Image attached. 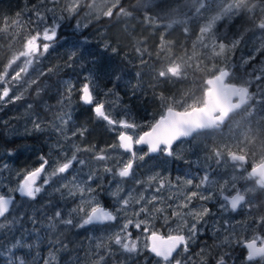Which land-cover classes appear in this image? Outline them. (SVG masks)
<instances>
[{"label": "snow or ice", "instance_id": "6c2138e0", "mask_svg": "<svg viewBox=\"0 0 264 264\" xmlns=\"http://www.w3.org/2000/svg\"><path fill=\"white\" fill-rule=\"evenodd\" d=\"M41 3H45V0H41ZM47 3L53 6L47 8V11L53 14L52 23H44L42 28L38 27L26 35L22 41L21 49L10 56L3 66V70L0 71V105L20 101L23 98V93H14L13 89L18 88L22 83L28 87L39 84L37 78L28 76L29 68L34 63H39L50 49H54L59 43L61 22L66 18L77 16L81 12L86 16L92 15L93 12L85 9H94L97 0H87V3L85 0H63L59 14L56 12V6L61 4V0H47ZM137 3L146 6L147 0H137ZM187 3L189 11L194 16L205 17V22L199 28L197 41L192 44L190 54L185 49L183 55L173 58L170 42L165 41L164 36L161 35L155 55L157 59H161L163 52L165 54L163 59L168 63H162L154 71L157 80L165 81L173 78L176 80L187 79V68L204 72L200 94L189 96L188 93H184L179 99H173L165 97L161 93L163 113L159 119L148 125V130L137 131L141 126L136 122L114 118L105 110V103L98 100L95 95L94 81L97 77L93 74L92 69H89V74L84 77V81L78 89L80 100L84 104L92 106L95 115L111 126V130L116 133L117 143L100 149H97L94 144L82 146L75 142L74 138L77 135L83 138L88 129L84 126L75 127L69 135L67 126L72 119L71 113L57 114L56 120L51 122L49 127L55 128L58 133L62 134L65 141L73 140L71 152H63L61 158L54 160L51 166H49V159L41 155L38 166L26 170L21 175L16 187L9 189L7 194H0V230H7L8 234H11L14 229L19 231L17 226L22 225L25 218L26 214L23 213L22 208L16 210L13 193H19L29 201H37L38 196L45 191L49 184L53 183L54 178L59 177V180H56L53 185L54 190L61 193L62 197L79 196L80 200L77 206L67 214L59 207L52 206L50 212L44 215L43 226L47 231L43 237L36 227L41 223L40 217L29 216L33 227L28 235L35 233V240L30 242L23 235L19 239L13 235L10 247L6 248L7 264H35L34 260H29L28 254L33 249H37L35 255L39 256V243L43 239H47L48 243L53 246V251L48 253V258L43 259L42 264H59L56 253L68 247L67 243L61 239L67 228L107 225L109 222L115 223L118 216L122 218L119 231L113 232L107 237V240L95 244L97 251L93 253L95 259L91 260V264H112V260L109 259L113 258L114 260L112 244L118 245L122 252L128 254L140 253L147 249L158 258V264H207V258L211 253L206 248L200 249L195 254L198 257L196 261L186 254L190 253V242H195L202 228L209 224V219L206 218L217 215L207 204L203 203L212 202L214 197H219L221 201L218 215L223 220L222 223L221 219L214 220L211 225L214 236L217 232L222 235V239H220L222 251L213 258L214 264H237L235 247L244 250L241 257L243 264H264V125H258L256 129H253L249 126L250 120H246L242 125L241 121L236 119L237 116L252 117L258 109L260 112H264V66H254L250 73L245 74L242 82L235 83L229 79L232 74L226 65L218 67L216 63H212L211 66L205 64L201 68L204 61L200 59L201 53L197 49V45L201 49L210 48L211 56L223 58V61L226 62L232 51L245 39V35L252 32L253 38L259 41L256 51L264 52V0H187ZM214 6L217 10L214 14L209 15L208 13ZM114 11L117 17L130 18L133 16V10L122 6L121 0H112L106 10L98 7L95 9V18H112ZM35 17L37 21L46 20L40 10L35 12ZM237 17L242 19L246 17L250 21L249 26L243 32L238 33L230 43L218 42V38L213 32L217 22L224 19L232 21ZM145 19L149 23L155 22L151 17ZM183 22L178 18L171 19L168 27ZM20 24L19 20L5 21L3 29L0 30L6 31L8 28H12L15 34L16 27ZM75 27L80 29L87 25L82 26L77 22ZM184 32L187 34V27ZM104 46L105 48L109 47L107 42ZM112 51L115 52L116 49L112 48ZM135 51L142 65L148 63V60L145 59L146 53L149 58L153 55L147 47H142V42L136 44ZM89 54L87 40L80 42L78 39L73 43L72 51L67 56L68 66H72V61L79 63ZM255 59V55H250L245 63ZM18 61L20 64L10 74L9 70ZM194 61L195 64H193ZM53 71L54 68L50 67L47 73ZM47 73L41 71L39 75L44 76ZM26 77L27 79H25ZM115 78L119 79L118 76ZM253 85L256 89L254 92L250 91ZM73 88L74 85L68 82L65 99L69 102ZM41 90L40 88L36 89L37 95ZM252 101L255 103H250ZM176 104L180 105V109L174 106ZM241 109H243L242 112ZM32 123L36 131L44 130L42 122L39 120H33ZM225 128L229 133L228 142L211 149V154L205 160V171L199 175L198 180L195 177L186 176L181 181L177 177V185H179L177 188V185H173L168 177H161L159 173L149 176L146 181L136 177L137 161H144L147 156L153 154H156V158L159 156L179 158V154L174 151V145L179 148L180 144L189 139H196L201 135H214L222 132ZM118 129L119 131H117ZM237 130L239 131L237 132ZM257 140H259L258 144ZM139 146H145L146 150L139 151ZM112 149H116L117 153L113 154ZM120 150L127 156L124 157ZM80 153H91V156H80L78 155ZM258 153L260 154L258 155ZM7 154L13 155L12 152ZM250 155L252 164L249 170L243 166L248 164ZM207 160H215L217 165L222 162L225 165L233 162L234 170L241 174L232 175L230 179H218L219 172L213 169L211 164H207ZM91 161L102 163L93 165ZM110 161L113 163L110 164ZM2 167L7 168L8 165L4 164ZM98 172L108 174L111 180L116 181L114 190L109 192V195L115 200L114 209L106 208L93 195L97 191L93 181L96 182V185H100L103 181V176H98ZM213 172H216L215 176H213ZM128 180H132L137 186L143 184L145 187L140 191L132 188L126 195L121 196L123 182ZM241 180L253 181V184L244 188L238 187ZM166 185L169 191L177 188L178 192H183L184 186L190 187L192 190L183 192L182 197L178 196V202L175 205H165L164 198L155 193H161ZM149 188L153 189V194L146 197L145 192ZM172 198L171 195L167 197L169 200ZM157 201H160L163 206H157ZM194 201L200 202L198 207L193 205ZM137 205L139 208H136ZM149 205L152 206L151 210ZM28 207H32V205L29 204ZM168 207L172 208L171 217L166 212ZM242 207L248 210L252 223L242 225L241 233L237 235L236 225L232 224L230 219L223 218V213H235ZM253 209L257 211H253ZM157 213L162 214L159 218L164 221L165 225L171 224L172 219L176 220L175 225L169 228L167 234H162L152 227V223L158 218ZM141 214H144V218H141ZM58 228L59 231H57ZM130 228L148 233L145 237L147 243L141 245L139 238H133ZM245 231L250 232L251 235L245 236ZM217 238L219 239V237ZM22 250L25 254H18Z\"/></svg>", "mask_w": 264, "mask_h": 264}, {"label": "rangeland", "instance_id": "374dc122", "mask_svg": "<svg viewBox=\"0 0 264 264\" xmlns=\"http://www.w3.org/2000/svg\"><path fill=\"white\" fill-rule=\"evenodd\" d=\"M111 2L112 0H97L94 9H85L86 11L93 12L92 15L86 16L81 12L77 16L66 18L62 21L59 29V43L54 49H50L49 53L39 63H34L28 70V76L37 78L39 84L28 87L22 83L18 88L13 89V92H22L23 98L15 103L0 105V194H7L9 189L16 187L21 179V175L26 170L38 166L41 155L49 159V166H51L54 160L61 158L63 152H71L73 140L65 141L62 134L58 133L55 128L49 127V124L56 120L58 113H71L72 119L67 126L69 135H71L75 127L84 126L88 129L83 138L79 135L74 138L75 142L80 143L82 146L94 144L97 149H100L117 143L116 133L111 130V126L95 115L93 107L85 106L80 100L78 89L81 87L84 77L89 74V69H92L93 74L97 77L94 81L96 85L95 95L98 100L105 103V110L114 118L136 122L141 126L137 131L148 130V125L154 123L163 113L164 109L160 99L161 93L165 97H172L173 99H179L184 93H188L189 96L200 94L205 73L195 71L194 68L186 69L188 73L187 79L157 80L154 70L159 68L162 63H168V61L163 59L165 55L163 52L161 53V59H157L155 50L160 43L161 35H163L165 41L170 42L171 56L173 58L183 55L185 49L190 54L192 44L197 41L199 28L205 22V17L192 15L186 19V22H183L184 29L185 27L188 28L187 34L184 32L185 36L179 35L172 26L168 27L164 23H158L157 21L149 23L145 19L146 17L137 19L133 15L130 18H115L113 14L112 18L101 17L100 19H96L95 9L98 7L99 9L106 10ZM85 3H87V0H85ZM62 5L63 0H61L59 6H56L57 14L60 13ZM49 7L53 6L48 4L47 0L43 4L41 0L0 1V29H3L5 21L12 22L19 20L21 22L16 27L15 34L12 28H8L6 31L0 30V71L3 70V66L7 63L10 56L21 49L22 41L26 35L38 27L42 28L44 23H52L53 14L47 11ZM37 10H40L45 15V21H37L35 17ZM216 10L214 6L208 14H214ZM105 20L108 24H103ZM234 20L227 21L224 19L218 21L213 32L217 37H222L227 30L225 25L232 24ZM77 22L82 26L86 24L87 27L77 29L75 27ZM139 24H142L141 27H138ZM78 39L80 42L87 40L88 52L90 54L79 63L72 61V66L69 67L67 56L72 51L73 43ZM106 42L109 45L108 48L104 46ZM138 42H142V47H147L148 51L153 53L151 58L148 57L147 53L145 54V59L148 60L147 64L142 65L140 58L136 54L135 46ZM258 43L259 41L253 38L252 32L246 34L245 39L232 51L226 62L223 61V58L211 56L210 48L201 49L197 45V49L201 53L200 59L204 61V64H201V68L205 64L211 66L212 63H216L218 67L226 65L232 74L229 79L235 83L242 82L245 74L250 73L254 66H264V52L258 53L256 51ZM112 48H115L116 51L113 52ZM250 55H255L256 59L245 63ZM19 64L20 61L13 65L9 73L11 74L12 70L17 68ZM193 64H195V61ZM50 67L54 68V71L47 73ZM41 71L46 72L47 75L40 76L39 73ZM137 73H139V76H137ZM208 74L210 75L211 73ZM116 76L119 79H116ZM68 82L74 85L70 102L65 99ZM37 88L42 89L39 95L36 93ZM250 89L254 92L256 90L255 85ZM251 103H255V101ZM29 105L31 107H28ZM174 106L180 109V105L176 104ZM236 119L240 120L242 125L246 120H250L249 126L256 129L258 125H264V112H260L258 109L257 113H254L252 117L242 118L237 116ZM33 120L42 122L44 130L36 131L33 127ZM56 123H59V121H56ZM228 139L229 133L227 128H225L222 132L214 135H201L190 143H183L175 150L179 154V158H164L157 162L146 161L147 156L144 161H137L136 177L146 181L149 176L159 173L161 177H168L173 185H177V177L183 181L188 176L182 170V167L185 166V172L191 169L189 176L195 177L198 180L199 174L203 172L201 165H205L206 157L211 154V149L228 142ZM258 143L259 140H257ZM111 151L113 154L117 153L116 149H112ZM8 152H12L13 155L9 156ZM120 152L124 157L127 156V154L122 153V150ZM78 155L90 157L91 153H80ZM249 159L252 162L251 155ZM91 163L98 165L102 162L91 161ZM109 163L111 164L113 161ZM4 164H7L8 167L3 168L2 165ZM190 164L195 168L192 169ZM209 164L213 167V164H216L215 160H210ZM228 164L232 166L233 162H229ZM217 166H222L223 168V162ZM198 169L201 170L199 174ZM97 175L103 176V181L100 185H96V182L93 181L94 186L97 187V191L93 195L96 196L101 204L105 203V200L108 199L111 209H114L115 200L109 195V192L110 190H114L116 181L111 180L108 174L102 172H98ZM56 180H59V177L54 178L53 183L49 184L38 198L51 199L54 206L59 207L67 214L72 208L77 206L80 197H62L61 193L54 190L53 185ZM122 187L121 196H124L130 189L136 188L137 191H140L145 185L137 186L132 180H128L123 182ZM178 187L179 185H177ZM177 188L169 191L166 185V188L161 193L155 194L162 196L164 201H167L169 205H175L178 202V196L182 197L183 192L191 191V188L187 186H184L183 192H178ZM64 191L66 193V190ZM151 194H153V189L149 188L145 192V196L147 197ZM13 195L17 197L18 193H13ZM169 195L173 197L170 200L167 199ZM214 201L215 197L212 203ZM156 203L157 206L160 205V201ZM29 204L32 207H28ZM206 204L212 210L213 208H215L214 210L218 208L216 201L213 203L215 205ZM193 205H196L195 201ZM151 207L149 205L150 210ZM21 208L26 215L22 225L17 226L20 230L14 229L11 234H8L7 230H0V264H7L6 248L10 247L13 235L17 239L23 235L30 242L35 240V233L28 235L33 227L29 216L35 215L40 217L41 223L36 225V227L39 229L41 237L46 234L47 230L43 226L44 215L49 212H38L34 201H29L27 198L17 200L16 210L18 211ZM136 208H139V205ZM253 211L257 210L253 209ZM169 212H172L171 207ZM129 214L131 215V212ZM119 218V223L110 226L107 230L90 231V242L84 251L80 250L81 253L77 252L74 254V256H77L75 257L76 260H79L81 264H91V260L95 259L93 253L97 251L95 244L107 240V237L112 235L113 232L119 231V225L122 223V218L120 216ZM223 218L227 219V215ZM229 219L231 220V217ZM214 220H217L216 217H213ZM209 221L211 220L209 219ZM222 222L223 220L221 219ZM73 228L69 227L65 231L72 230ZM129 230L132 231L133 238H139L141 245L147 243L145 237L148 233L131 228ZM219 236L222 239V235ZM45 241L46 239H43L39 243V256L35 255L37 249H33L28 254L29 260H34L35 264H42L43 259L48 258V253L53 251V246L49 243L45 245ZM111 247L114 252V260L113 258H109L112 260V264H129L139 257L143 258L142 262H146L150 255L147 249H144L140 253L128 254L122 252L118 245L112 244ZM190 250L188 255L192 259H197L198 257L195 254L198 253V250L195 249V245L192 242H190ZM69 253L67 249H62L56 253L59 264L69 256ZM18 254L24 255L25 252L22 250ZM214 256L212 252V256L208 258L213 259ZM151 264H158V260L151 261Z\"/></svg>", "mask_w": 264, "mask_h": 264}, {"label": "flooded vegetation", "instance_id": "af4514ba", "mask_svg": "<svg viewBox=\"0 0 264 264\" xmlns=\"http://www.w3.org/2000/svg\"><path fill=\"white\" fill-rule=\"evenodd\" d=\"M250 91H252V90L250 89ZM85 106H88L90 108L92 107L90 105H85ZM240 111L242 112L243 109H241ZM193 140L194 139H191V140H188V141H185V142L190 143ZM185 142H183V143H185ZM178 143H180V142H178ZM182 144H180V145H182ZM173 148H174V151H175L177 146L175 145V146H173ZM139 150H144L145 151L146 147H139ZM164 158L171 159L172 157L159 156V158H156V155H154V156H148L146 161H157L158 162L159 160H163ZM209 163H210V160H208L207 164H209ZM251 164H252V162L249 159L248 164H245L243 167H245V169H249L250 170ZM230 165L229 164H226V165L223 164V168H222V166L218 167L216 164H213L212 168L216 169V171L219 172V174H220L218 179L219 178L230 179V177L232 175H240L241 174L238 171L234 170L233 165L232 166H230ZM190 166H192V165L190 164ZM201 166H202L203 171H205L204 165H201ZM193 168H195V167L192 166V169ZM185 169H186L185 166L182 167V170H184L183 173H185V174H187L189 176V171L191 169L188 168L189 171L187 170V172H185ZM208 170L211 171V169H208ZM200 171L201 170L198 169V174H199ZM215 175H216V172H213V176H215ZM252 184H253V181L241 180V181H239L238 187L244 188V187H247V186H251ZM226 194H227V189H226ZM215 201H216V204L218 205V208L216 210H214L215 208H213V213L217 214V215H213V217L214 218L216 217V219H220L221 217L218 214L220 212L219 205H220L221 201H220L219 197H215ZM215 201L213 203H215ZM195 202H196V205H194V206L198 207L200 202H198V201H195ZM203 203H205V204L208 203V205H210V204L215 205L212 202H203ZM103 205L106 208L111 210V205H110L108 199L105 200V203L103 202ZM165 205H169L167 201H165ZM161 206H163V205H161ZM169 210H170V207H168L166 209V212L168 213L169 217H171V213L172 212H169ZM156 215H157L158 218L154 221L153 228L155 230L160 231L162 234H167L169 228H171L172 226L175 225L176 220L172 219L171 224L165 225L164 221L161 218H159L162 214L157 213ZM225 215H227V219H229L231 217V223L236 225L237 235H239L241 233L242 225H246V224L252 223V221L250 220L249 215H248V210L244 209L243 207L240 210H238L237 212H235V213H228V214L227 213H223V217H225ZM142 217H144L143 214H141V218ZM213 217L206 218V219H210L211 221H209V224L206 227L204 226L202 228V230H201L200 234L198 235L197 239L195 240V242H192L195 245V249H197L198 252L200 251V249L206 248L207 250L210 251V253H211L210 256H212V252L216 256V254L218 252L222 251V247L220 246V239L221 238L219 236V235H221V233L217 232L215 236L212 233L211 225H212V222H213ZM119 220H120V218L118 216V219H117V221L115 223H109L107 225H90V226H85V228H78V227L75 228L74 227L72 230L64 231L62 236H61V239L65 243H67L68 247L66 249L70 253H69V256L67 258L63 259L61 264H81L79 260H76L75 257H77V256H74V254L77 253V252H80V250L84 251L86 249V246L89 244V242H90L89 240L91 238L89 232L92 231V230H98V231L107 230L108 228H110V226H113V225L119 223ZM60 227L63 228L64 226H60ZM59 230L60 229L58 228L57 231H59ZM244 235L248 236V235H251V233L245 231ZM217 237H219V239ZM47 244H48V242H46L45 245H47ZM148 252H149L150 255L148 256V259L146 260V262H142L143 258L139 257L138 259L133 260V262H131L129 264H151V261L158 260V258L155 257L154 254H152L150 251H148ZM234 252H235L236 259H237V264H243V261H242L241 257L244 254V250L242 248H240V247H235L234 248ZM186 255H188V254H186ZM210 256H208V257H210ZM193 260L196 261V260H198V258L197 259H193ZM207 264H214V259L207 258Z\"/></svg>", "mask_w": 264, "mask_h": 264}, {"label": "trees", "instance_id": "16d2710c", "mask_svg": "<svg viewBox=\"0 0 264 264\" xmlns=\"http://www.w3.org/2000/svg\"><path fill=\"white\" fill-rule=\"evenodd\" d=\"M5 2L6 0H0ZM122 6L133 10V15L135 18L140 19L144 17H151L152 20L158 23H164L168 25L171 19H180L186 22V19L191 17L193 14L189 11V4L187 0H147L146 6H141L137 3V0H122ZM114 17L118 18L114 11ZM184 23L173 24L172 27L175 29L179 35L185 36L184 34ZM103 24H108L106 20ZM250 24V21L246 17L243 19L240 17L235 18L232 24L225 25L227 28L225 34L222 37H217L219 41L230 43L236 35L243 32ZM142 25V24H141ZM139 24L138 27H141ZM248 32L247 34H249ZM26 199V198H25ZM17 200H24L23 197L18 195L15 197V205ZM49 198L39 197L34 204L38 212H50L51 207L54 206ZM45 242H48L47 240ZM43 247V246H42Z\"/></svg>", "mask_w": 264, "mask_h": 264}, {"label": "water", "instance_id": "95a60500", "mask_svg": "<svg viewBox=\"0 0 264 264\" xmlns=\"http://www.w3.org/2000/svg\"><path fill=\"white\" fill-rule=\"evenodd\" d=\"M86 105V104H85ZM159 119V118H158ZM189 140H191V139H189ZM178 143V142H177ZM175 146V145H174ZM139 147H145V146H139ZM154 155H156V154H153L152 156H154ZM18 195H20L19 193H18ZM22 197V196H21ZM23 198H26V197H23ZM14 203H15V201H14ZM109 223H111V222H109Z\"/></svg>", "mask_w": 264, "mask_h": 264}]
</instances>
